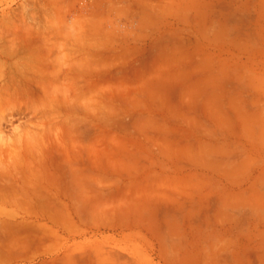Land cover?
Masks as SVG:
<instances>
[{
  "label": "rangeland",
  "instance_id": "1",
  "mask_svg": "<svg viewBox=\"0 0 264 264\" xmlns=\"http://www.w3.org/2000/svg\"><path fill=\"white\" fill-rule=\"evenodd\" d=\"M0 92L24 102L0 106V221L103 188L141 224L146 263L264 264V0H0ZM159 107L169 124L213 110L218 126H186L188 142L212 138L213 170L250 183L231 210L173 186L180 161L159 167L140 141Z\"/></svg>",
  "mask_w": 264,
  "mask_h": 264
},
{
  "label": "crops",
  "instance_id": "2",
  "mask_svg": "<svg viewBox=\"0 0 264 264\" xmlns=\"http://www.w3.org/2000/svg\"><path fill=\"white\" fill-rule=\"evenodd\" d=\"M155 17L167 18V15L156 11ZM204 80L206 78L196 82ZM211 82L217 83L215 78ZM166 90L156 89L160 95ZM179 108V114L188 117L173 120L169 124L166 116L172 114L166 111V107H159L158 110L162 113L156 115L159 116L156 126L148 128L151 133L145 138L140 135V141L148 142L152 157L159 167H168L170 162L174 164L180 161L181 164L173 168L181 173L173 174V186L180 188L182 192L184 188H196L185 190L186 194L216 196L222 193L228 200V205L224 204L222 209L231 210V203L236 201L234 196L242 190L245 193L250 190V183L238 187L229 172L213 170L212 164L216 160L203 152L204 145L211 142L212 138L203 139L196 148L190 147L188 142L186 126H218L214 118L207 117L213 116V110H208V113L196 112L197 116H193L195 113L192 109L188 108L183 113L184 107ZM199 108L200 106L196 110ZM263 124L264 121L260 126H264ZM212 130L205 128L207 136H210L208 132ZM194 162L196 166L191 165ZM185 171L191 172L193 176L184 175ZM159 172L163 174L157 177L168 179L169 174L162 170ZM218 180L219 184L216 183ZM100 192L106 194L103 188ZM101 193H84L77 204L59 203L47 207L36 204L28 213L24 212L23 206H12L10 211L21 212V215L8 220L7 231L0 236V264H149L150 261L146 263L142 259L146 258L144 255L150 258L152 251L149 248L147 250L136 234L141 224L125 220L122 204L116 202V206L111 207L108 199L101 197ZM228 232L223 235L230 237Z\"/></svg>",
  "mask_w": 264,
  "mask_h": 264
},
{
  "label": "bare ground",
  "instance_id": "3",
  "mask_svg": "<svg viewBox=\"0 0 264 264\" xmlns=\"http://www.w3.org/2000/svg\"><path fill=\"white\" fill-rule=\"evenodd\" d=\"M5 74V73H4ZM5 82V81H4ZM3 85H7L6 83L5 84H3ZM8 85H11L12 86V84H8ZM14 88H16V87H13V90H15ZM10 89H11V87H10ZM9 89V90H10ZM3 91V90H2ZM10 92V91H9ZM17 92V91H16ZM15 91H13V93H16ZM1 93V92H0ZM12 93V94H13ZM17 93H19V94H17V95H20V92H17ZM23 93V92H22ZM26 93V92H25ZM2 94V93H1ZM12 94H11V96H12ZM6 95V94H5ZM5 95H3V96H5ZM8 95V94H7ZM15 95V94H14ZM17 95L15 96V98H17V100L20 102L21 100H22V98L19 100L18 99V97H26V96H24L25 94L23 93V95L21 96H18L17 97ZM27 95V94H26ZM10 96V93H9V95L8 96H5V97H0V106L2 105V104H4V103H6V102H9V104L10 103H14V96H12V97H9ZM30 96V95H29ZM31 98V97H30ZM28 96H27V100H29L30 99ZM16 99H15V101H17ZM31 100V99H30ZM36 101H38V99L36 100ZM4 102V103H3ZM21 102H23V101H21ZM29 102V101H28ZM32 102V101H31ZM24 103V102H23ZM7 104V103H6ZM35 105V104H34ZM8 106V105H7ZM3 108V107H2ZM8 108V107H7ZM13 110V109H12ZM47 112V111H46ZM52 112V111H51ZM51 117V116H50ZM54 118H52V120H53ZM55 119H57L56 117H55ZM48 120H50V119H48ZM64 121H66L65 119H63ZM44 122H47V124H49V123H51L52 121H50V122H48V121H44ZM41 124V123H40ZM44 124V123H43ZM45 125V124H44ZM54 124H52V126H53ZM66 125V124H65ZM69 125V124H68ZM45 126H47V125H45ZM58 126V125H57ZM45 138V137H44ZM34 142V141H33ZM38 142V141H37ZM39 143V142H38ZM17 144V143H16ZM35 145V144H34ZM25 146H27V145H25ZM28 146H29V144H28ZM61 146V145H60ZM8 147V146H7ZM58 147V146H57ZM22 148V147H21ZM31 148V147H30ZM10 149V148H9ZM65 149H68V148H65ZM4 150H6V149H4V148H2V151H4ZM11 150V149H10ZM14 150V149H13ZM2 151H1V153H2ZM9 151V150H8ZM22 151V150H21ZM35 151V150H34ZM63 152H65V151H63ZM62 152V153H63ZM9 153V152H8ZM15 153V152H14ZM23 153V152H22ZM67 153V152H66ZM16 154V153H15ZM14 154V155H15ZM19 154H20V150H19ZM25 154V153H24ZM65 154V153H64ZM9 155V154H8ZM17 155V154H16ZM11 157H13V154H11L10 155ZM67 156V155H66ZM16 157V156H15ZM0 158H1V156H0ZM15 160V159H14ZM1 163V162H0ZM14 163H15V161H14ZM11 164H13V163H11ZM1 166V165H0ZM3 166V165H2ZM1 172H3V173H7L8 172V170L6 169H4V170H1ZM20 172V171H19ZM1 174V173H0ZM0 178L2 179V176H0ZM8 189H7V187H6V185H1V183H0V210L2 209L1 208V206L3 205V204H6L7 202H8V200H10L9 199V195H8ZM3 207V206H2ZM5 211V210H4ZM1 212H2V210H1ZM1 220V219H0ZM7 223L6 222H4V221H0V236H2L3 234L5 235V231H7V230H5L6 229V227H7V225H6ZM8 228V227H7ZM4 249V248H3ZM2 249V250H3ZM0 251H1V248H0ZM1 254V253H0ZM4 254V253H3ZM1 256V255H0ZM4 262V261H3Z\"/></svg>",
  "mask_w": 264,
  "mask_h": 264
}]
</instances>
